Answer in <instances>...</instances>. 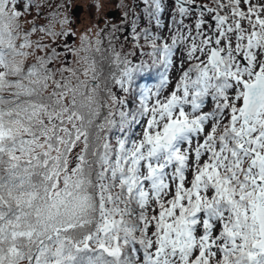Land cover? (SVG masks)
Listing matches in <instances>:
<instances>
[{"label": "snow or ice", "instance_id": "6c2138e0", "mask_svg": "<svg viewBox=\"0 0 264 264\" xmlns=\"http://www.w3.org/2000/svg\"><path fill=\"white\" fill-rule=\"evenodd\" d=\"M142 3L0 0V264H264V0Z\"/></svg>", "mask_w": 264, "mask_h": 264}, {"label": "rangeland", "instance_id": "374dc122", "mask_svg": "<svg viewBox=\"0 0 264 264\" xmlns=\"http://www.w3.org/2000/svg\"><path fill=\"white\" fill-rule=\"evenodd\" d=\"M51 2L53 4H55L56 0H51ZM93 2H94V0H72V3L74 6L77 4H80V5H82V9H81V12H80L78 17L75 16L73 14V12L71 13V19H72V25L71 26L74 27V29L76 31V35L75 36L70 35L66 38H61L62 40H66V42L69 46L78 45L80 42V40H79L80 36L82 34H84L86 31L95 32L98 27H103L104 24L100 23V15L101 14L104 16L105 21H111L112 23H118L119 22V20H117V21L113 20L116 17H113V19H111V17L109 18L106 16L107 10L117 9L118 6L116 5L115 0H102V2L104 3L102 13H97L96 9L94 7H92ZM203 2H207V0H203ZM120 3H122L123 6H127L130 9L134 10L135 12L141 14L140 27H146L147 26V20L143 16V13H142V9L144 7L142 0H119V4ZM172 4H173V0H165V5L167 7L168 13H171ZM121 10L123 11L122 8H121ZM33 14L35 15V13H33ZM46 19H47V14L45 12V14L40 17V23L46 22ZM29 20H31V17H29ZM165 24L167 25V19L165 20ZM153 30H155V29H153ZM128 35L130 36L131 33L129 32ZM163 35H165V36L169 35V33L167 31V27L163 31ZM34 38H36V37H34ZM124 47L130 49L131 46L128 44H125ZM57 50L61 53L62 59L64 60L65 63H64V65L57 63L56 67H61V66L79 67L78 65H74V63H73L75 61L76 57H74L71 53H68L65 55L63 44H61ZM145 50H147V48ZM151 84H153V83H150L149 85H151Z\"/></svg>", "mask_w": 264, "mask_h": 264}, {"label": "trees", "instance_id": "16d2710c", "mask_svg": "<svg viewBox=\"0 0 264 264\" xmlns=\"http://www.w3.org/2000/svg\"><path fill=\"white\" fill-rule=\"evenodd\" d=\"M105 72H107V69H105ZM158 80V76L156 75V72L153 70L147 74H144L140 80H138V83H155ZM119 95V94H118Z\"/></svg>", "mask_w": 264, "mask_h": 264}, {"label": "flooded vegetation", "instance_id": "af4514ba", "mask_svg": "<svg viewBox=\"0 0 264 264\" xmlns=\"http://www.w3.org/2000/svg\"><path fill=\"white\" fill-rule=\"evenodd\" d=\"M115 2H116V5L118 6L117 9H111V10L109 9V10H107V11H106V16L109 17V16H108V13H110V12H114L116 18L113 19V17H111V19H113L114 21H117V20H120L121 15H122V12L124 11V8L121 7L122 3L119 4V0H115ZM121 8L123 9V11L121 10ZM109 18H110V17H109Z\"/></svg>", "mask_w": 264, "mask_h": 264}, {"label": "water", "instance_id": "95a60500", "mask_svg": "<svg viewBox=\"0 0 264 264\" xmlns=\"http://www.w3.org/2000/svg\"><path fill=\"white\" fill-rule=\"evenodd\" d=\"M81 9H82V5L77 4V5H75V7H74V11H72V12H73V14H74L75 16L78 17L79 14H80V12H81ZM108 16H109V17H116L114 12H110V13H108Z\"/></svg>", "mask_w": 264, "mask_h": 264}]
</instances>
